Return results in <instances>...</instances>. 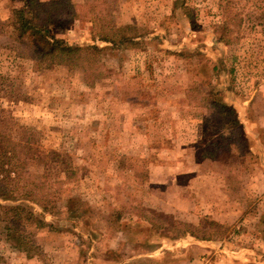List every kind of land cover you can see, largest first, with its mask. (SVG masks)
I'll use <instances>...</instances> for the list:
<instances>
[{"label": "rangeland", "instance_id": "rangeland-1", "mask_svg": "<svg viewBox=\"0 0 264 264\" xmlns=\"http://www.w3.org/2000/svg\"><path fill=\"white\" fill-rule=\"evenodd\" d=\"M58 1L51 32L101 52L44 70L37 40L12 25L23 1L0 0V110L24 128L13 163L49 223L28 227L32 253L0 227V264H264V24L252 0ZM229 6L241 22L227 30ZM109 34L134 39L114 49ZM62 158L73 169L44 168Z\"/></svg>", "mask_w": 264, "mask_h": 264}, {"label": "trees", "instance_id": "trees-1", "mask_svg": "<svg viewBox=\"0 0 264 264\" xmlns=\"http://www.w3.org/2000/svg\"><path fill=\"white\" fill-rule=\"evenodd\" d=\"M23 1L22 7L14 9V17L12 25L20 31L22 35H27L32 39L37 40L35 44L36 56L33 57L36 65L42 69H49L58 65H71L74 62L87 61L90 55L99 54L100 48L98 45H70L64 40L57 38L50 27L54 25L50 8L60 4L58 0L43 1V0H19ZM252 5L255 7L257 14H260L262 24H264V0H252ZM228 9V10H227ZM227 13L224 24L225 29L230 30L232 23L241 22L239 16L241 12H237L233 7H226ZM233 14V15H231ZM261 23V22H260ZM113 34H117L118 29L111 30ZM119 34V33H118ZM109 34L103 38V42L111 43V48H116L113 44H123L134 38H115ZM219 43H232L230 36L224 34L219 35ZM9 79L0 74V89L8 85ZM218 93V92H216ZM216 106L221 110L232 114L234 124H240L238 114L234 106L227 104L220 98L216 99ZM6 110H0V227L3 229V234L6 236L13 248L33 252L34 243L30 240L28 227L35 226L36 228H44L49 225L44 218L46 210H42V214L35 211L32 204L42 205L39 196L32 193L25 187H21V177L17 168L13 163L17 158V151L13 143V138L16 136V131L20 132L24 129L23 126L17 124L12 116L8 117L5 114ZM64 157L65 154H59ZM64 163V170L73 169V165L68 158L53 159L44 162L47 170L52 168V165H60ZM61 164V165H62ZM63 164V165H64ZM47 165V166H46ZM33 184V183H32ZM37 186V185H36ZM40 188V187H37ZM32 203V204H31ZM43 206V205H42ZM46 209V206H44ZM34 244V245H33Z\"/></svg>", "mask_w": 264, "mask_h": 264}]
</instances>
